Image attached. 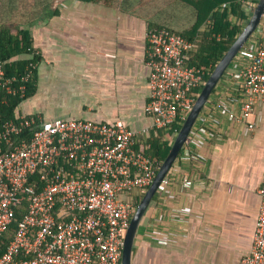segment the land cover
<instances>
[{"label": "built area", "instance_id": "2783aa9c", "mask_svg": "<svg viewBox=\"0 0 264 264\" xmlns=\"http://www.w3.org/2000/svg\"><path fill=\"white\" fill-rule=\"evenodd\" d=\"M239 3L248 15L256 6L252 0ZM145 37L150 72L144 112L155 128L168 130L185 120L203 82L204 71L189 62L198 39L166 27H150ZM210 37L220 39L215 33ZM235 60L241 64L223 75L235 81V92L219 94L212 106L205 103L177 158L199 160L200 154L191 147L200 148L212 137L219 116L245 124L248 131L254 128L248 117L255 104L264 101V9ZM31 69L22 81L30 77ZM14 80L5 76L0 63V91L22 93L24 86L17 89ZM33 127L29 139L20 137ZM146 133L145 129L139 135L120 120L0 116V239L23 210L0 264H121L123 239L136 208L134 197L145 193L158 169L149 145L136 147ZM171 184L166 174L157 192L173 199ZM191 185L190 178L182 179L183 188ZM257 192L260 202L251 247L238 264H264V174ZM184 213L173 210L170 217L181 221ZM153 224L144 235L160 244L177 236L163 227L161 215Z\"/></svg>", "mask_w": 264, "mask_h": 264}, {"label": "crops", "instance_id": "0c3cea01", "mask_svg": "<svg viewBox=\"0 0 264 264\" xmlns=\"http://www.w3.org/2000/svg\"><path fill=\"white\" fill-rule=\"evenodd\" d=\"M49 4L48 17L19 25L30 30L41 61L36 66V91L19 104L17 114L120 120L137 134L146 129L136 147L146 142L151 157L156 138L171 146L175 135L155 128L144 112L150 72L145 35L148 28L159 26L186 31L195 20L192 5L182 0H50ZM17 20L8 13L0 15V24ZM238 64L241 61L226 73ZM234 88L235 81L225 74L206 106H212L219 94L234 93ZM219 118L212 137L200 148L191 147L200 154L199 160L173 162L167 175L174 198L156 191L134 240L130 264H238L249 252L264 174V101L257 102L248 117L254 123L250 131L243 123ZM186 177L192 180L189 188L181 186ZM173 210L185 211L181 221L170 217ZM159 215L163 227L177 234L167 244L144 235Z\"/></svg>", "mask_w": 264, "mask_h": 264}, {"label": "trees", "instance_id": "16d2710c", "mask_svg": "<svg viewBox=\"0 0 264 264\" xmlns=\"http://www.w3.org/2000/svg\"><path fill=\"white\" fill-rule=\"evenodd\" d=\"M96 1V0H84ZM192 5L195 9V20L193 24L184 32H178L166 27L171 31L182 35L183 37L194 40L198 39L197 49L191 53L190 64L197 66L204 71L203 82L195 91L199 93L206 82L216 63L220 60L235 38L241 32L247 23L251 14H247L239 0H182ZM256 5L258 0H252ZM18 6L0 3V15L11 14L12 19L17 21L8 24H0V63L6 77L12 78L13 86L17 89L24 86L21 93L17 91L14 94L0 91V116L2 120H17L20 116L16 110L19 104L31 97L36 91V66L41 61V56L35 52L32 46V36L28 28H20V23H27L38 17H48L51 14L50 0H18ZM224 4V6H222ZM55 13V12H54ZM206 29L199 31L201 25L205 24ZM211 33L220 36L219 40L210 37ZM235 61V59L233 60ZM35 68L31 69L32 66ZM229 65L228 71L231 68ZM31 69V75L26 81L21 77ZM182 122L174 123L167 132V135H176ZM33 128H28L20 135L29 139ZM167 142L156 138L152 143V158L156 159L157 166L161 164L170 150ZM139 148V145L137 146ZM144 193L137 194L134 197V206L136 207ZM23 210L15 214L16 221L20 218ZM16 221L10 224L8 231L0 239V254L5 250L12 232L16 228Z\"/></svg>", "mask_w": 264, "mask_h": 264}, {"label": "water", "instance_id": "95a60500", "mask_svg": "<svg viewBox=\"0 0 264 264\" xmlns=\"http://www.w3.org/2000/svg\"><path fill=\"white\" fill-rule=\"evenodd\" d=\"M263 9L264 0H258L247 23L245 24L241 32L238 34V36L235 38L233 43L223 54V56L220 58V60L216 63L206 82L200 89L191 110L189 111L187 117L182 122L177 134L175 135V138L171 144L168 154L158 166L152 183L143 194L142 198L140 199L131 216L129 226L123 239L121 264H130L132 247L134 240L137 236L139 226L151 200L153 199L157 189L159 188L161 180L165 177V175L171 168L173 162L178 157L191 128L195 124L202 108L204 107L217 83L223 77L229 65L237 56L239 50L243 47V45L247 42L251 34L256 29L262 16Z\"/></svg>", "mask_w": 264, "mask_h": 264}, {"label": "rangeland", "instance_id": "374dc122", "mask_svg": "<svg viewBox=\"0 0 264 264\" xmlns=\"http://www.w3.org/2000/svg\"><path fill=\"white\" fill-rule=\"evenodd\" d=\"M234 62H237V61H233V62H231V64H233ZM140 230V229H139Z\"/></svg>", "mask_w": 264, "mask_h": 264}]
</instances>
